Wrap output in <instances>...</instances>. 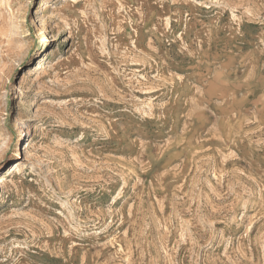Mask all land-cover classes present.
Here are the masks:
<instances>
[{
    "label": "rangeland",
    "instance_id": "374dc122",
    "mask_svg": "<svg viewBox=\"0 0 264 264\" xmlns=\"http://www.w3.org/2000/svg\"><path fill=\"white\" fill-rule=\"evenodd\" d=\"M2 175L0 264H264V0H0Z\"/></svg>",
    "mask_w": 264,
    "mask_h": 264
},
{
    "label": "bare ground",
    "instance_id": "6f19581e",
    "mask_svg": "<svg viewBox=\"0 0 264 264\" xmlns=\"http://www.w3.org/2000/svg\"><path fill=\"white\" fill-rule=\"evenodd\" d=\"M41 67H43L44 69V66L41 64ZM11 171L8 173V176L12 175V174H15L19 169H18V166H15L14 168H11L10 169ZM6 178H4V176H0V184H3L5 182Z\"/></svg>",
    "mask_w": 264,
    "mask_h": 264
}]
</instances>
